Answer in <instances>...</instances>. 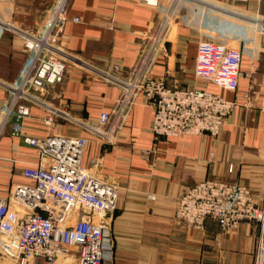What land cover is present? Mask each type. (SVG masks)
<instances>
[{
	"label": "crops",
	"instance_id": "1",
	"mask_svg": "<svg viewBox=\"0 0 264 264\" xmlns=\"http://www.w3.org/2000/svg\"><path fill=\"white\" fill-rule=\"evenodd\" d=\"M56 1L0 0V20L12 30L0 35V59L13 68L7 76L0 65V107L7 96L1 84L16 79L27 56L17 33L39 32ZM157 6L161 11L138 0H67V16L79 22L67 23L59 41L97 67L117 66L119 75L126 77L138 64L158 11L176 8V23L170 26L163 49L154 54L145 74L162 77L168 72L178 89L203 87L236 101L238 106L225 119L218 136L153 137V109L140 95L134 97L111 145L101 146L92 134L59 119L54 122V132L86 136L83 166L116 187L115 212L103 232L104 264H251L255 244L251 224L242 222L235 231L220 235L218 225L210 219L204 221L203 230H194L175 225L173 216L181 190L204 179L237 182L255 199L263 195L257 149L264 143L259 110L264 37L232 11L264 13V0H158ZM199 41H219L241 50L234 92L194 78ZM65 76L62 83L37 93L39 99L95 126L107 123L119 88L100 78H84L73 68ZM29 111L30 117L21 121L24 132L45 137L48 129L40 119L44 111L34 105ZM143 151L151 153L146 158ZM37 157L34 148L22 145L18 137L10 135L9 128L4 130L0 137V197H8L15 186L27 183L22 170L37 162ZM229 165L234 166L232 173ZM0 264L18 263L0 255Z\"/></svg>",
	"mask_w": 264,
	"mask_h": 264
},
{
	"label": "built area",
	"instance_id": "2",
	"mask_svg": "<svg viewBox=\"0 0 264 264\" xmlns=\"http://www.w3.org/2000/svg\"><path fill=\"white\" fill-rule=\"evenodd\" d=\"M66 1H56L39 32L17 33L27 56L14 82L1 84L7 96L0 107V137L9 128L12 137H18L22 145L34 148L38 154L37 162L22 170L27 183L15 186L8 197H0V255L13 258L18 264H104L103 232L115 212L116 187L83 166L86 136L56 134L57 119L92 134L97 143L106 146L114 143L136 95L142 96L153 109L151 133L155 138L201 134L216 138L225 119L238 106L236 101L225 100L219 93L203 87L178 89L168 72L162 77L145 74L154 54L163 49L170 26L176 23V8L158 11L156 25L138 64L124 77L119 75L117 66L97 67L61 45L59 37L66 24L79 22L78 18L67 16ZM138 2L158 7V0ZM232 15L255 27L258 35L264 37V13L260 10L249 15L232 11ZM3 25L0 20V35L12 31ZM241 55V50L234 46L199 41L194 78L234 92ZM70 68L84 78H100L119 88L107 123L95 126L39 99L37 93L41 94L49 85L62 83ZM262 87L259 110L264 121V82ZM32 105L44 111L40 119L48 129L45 137L29 136L22 128L21 121L30 117ZM257 150L263 172L260 199L253 198L251 191L237 182L204 179L181 190L176 198L173 223L203 230L204 221L210 219L218 225L220 235L235 231L242 222L249 223L255 240L251 264H264V143ZM141 153L147 158L151 152ZM233 170L234 166L229 165L228 172Z\"/></svg>",
	"mask_w": 264,
	"mask_h": 264
},
{
	"label": "rangeland",
	"instance_id": "3",
	"mask_svg": "<svg viewBox=\"0 0 264 264\" xmlns=\"http://www.w3.org/2000/svg\"><path fill=\"white\" fill-rule=\"evenodd\" d=\"M46 21V20H45ZM1 22H3V24L4 25H6V23H5V21H3V20H1ZM3 25V26H4ZM6 28H8L7 26H5ZM250 27H253V26H251L250 25ZM248 28V27H247ZM255 28V27H254ZM1 30V29H0ZM255 30V29H254ZM256 31V30H255ZM258 34V33H257ZM4 65L3 66V71H6V74H7V76H9V75H11L12 74V72H13V68L12 67H10V64H8V62L7 61H4L3 59H0V65ZM16 78H17V76H16ZM15 80V79H14ZM14 80H12V82H14ZM9 83H11V82H9ZM38 95V94H37ZM38 97H40L39 95H38Z\"/></svg>",
	"mask_w": 264,
	"mask_h": 264
}]
</instances>
